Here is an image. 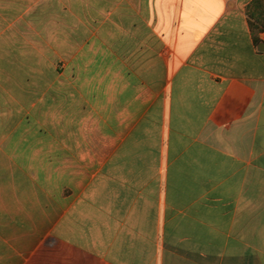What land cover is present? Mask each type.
I'll return each instance as SVG.
<instances>
[{
  "label": "crops",
  "instance_id": "obj_1",
  "mask_svg": "<svg viewBox=\"0 0 264 264\" xmlns=\"http://www.w3.org/2000/svg\"><path fill=\"white\" fill-rule=\"evenodd\" d=\"M264 0H0V264H264Z\"/></svg>",
  "mask_w": 264,
  "mask_h": 264
},
{
  "label": "water",
  "instance_id": "obj_2",
  "mask_svg": "<svg viewBox=\"0 0 264 264\" xmlns=\"http://www.w3.org/2000/svg\"><path fill=\"white\" fill-rule=\"evenodd\" d=\"M258 48H259V50H261V51L264 50V44H262V43L259 44V47H258Z\"/></svg>",
  "mask_w": 264,
  "mask_h": 264
}]
</instances>
